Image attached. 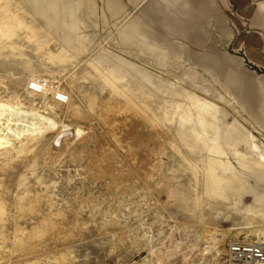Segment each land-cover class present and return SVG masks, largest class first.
I'll list each match as a JSON object with an SVG mask.
<instances>
[{
	"label": "rangeland",
	"instance_id": "rangeland-1",
	"mask_svg": "<svg viewBox=\"0 0 264 264\" xmlns=\"http://www.w3.org/2000/svg\"><path fill=\"white\" fill-rule=\"evenodd\" d=\"M54 1L58 22L77 21L71 45L25 0H0V264H242L232 246L264 251L254 4ZM235 127L247 144L230 141ZM220 162L259 203L209 193Z\"/></svg>",
	"mask_w": 264,
	"mask_h": 264
},
{
	"label": "bare ground",
	"instance_id": "bare-ground-1",
	"mask_svg": "<svg viewBox=\"0 0 264 264\" xmlns=\"http://www.w3.org/2000/svg\"><path fill=\"white\" fill-rule=\"evenodd\" d=\"M25 1L34 8L36 14L43 15V17H45L49 21L50 25L53 24V26H56V28H58L57 29L58 32L63 33V37H64L65 43H67L69 45H71L72 43H74L73 42V38H74L73 37L74 36L73 34H74L75 25H76V22H77L75 20V18H74L75 16H72V19H70L71 22L69 21L70 23H68V24H65V22H64L63 19H62L61 22H58L57 20H58L59 16L58 15H55L56 16V19H55V17H53L54 15L52 14V13L55 14V11H56V13L59 12L58 8L56 7V2L54 0H25ZM61 1H63V0H61ZM255 5H258V6H260L261 8L264 9V4H255ZM61 8H62V5H61ZM66 29L69 30L68 33L65 32ZM0 108L2 109V108H4V106L1 105ZM8 109H9V107H8ZM0 116H2V114H0ZM200 123H201V129H202V131L205 132V121L201 120ZM65 132H68V130H64L61 133H65ZM182 135H183V137L186 136L185 134H182ZM229 137H230V141H233V142H235V141L236 142H241V143L244 142L246 144L249 142L248 139L246 138V136L244 135V132L239 127H235L234 130H233V132L230 133V136ZM216 138L219 140L218 134L216 135ZM4 144H6V143L3 140L2 143H1V145H4ZM215 149H217V148H215ZM252 150L255 151V149H252ZM251 157H252V155H251ZM254 161H256V160H254ZM258 161H260L259 158H258ZM220 163H221L223 169L225 170L224 174L218 175L216 173L217 171H214L212 169H210V171L207 173L206 181H207V186H208L209 193L210 194H214L217 197H220V198H223V199H226V200H229V196H232L231 198H234L235 201H236V203H238V205L243 202V199H244V196L245 195L252 196L253 202L254 203L255 202L256 203H259L260 202V199L257 196V194H255V192L251 191L249 188H248L249 189L248 191H244V190L241 189L242 188L241 187L242 185L240 186V183L237 180V177L234 175L232 168L229 167V166H226L222 162H220ZM257 167L259 168V173L264 177V161L258 162L257 163ZM42 233H40V234H42Z\"/></svg>",
	"mask_w": 264,
	"mask_h": 264
},
{
	"label": "built area",
	"instance_id": "built-area-1",
	"mask_svg": "<svg viewBox=\"0 0 264 264\" xmlns=\"http://www.w3.org/2000/svg\"><path fill=\"white\" fill-rule=\"evenodd\" d=\"M253 4H264V0H250ZM48 90V83L45 81H33L30 83L29 91L34 95H43ZM53 101L57 104H66L68 98L61 90L53 93ZM231 255L234 260L242 264H264V251L258 246L234 245Z\"/></svg>",
	"mask_w": 264,
	"mask_h": 264
},
{
	"label": "crops",
	"instance_id": "crops-1",
	"mask_svg": "<svg viewBox=\"0 0 264 264\" xmlns=\"http://www.w3.org/2000/svg\"><path fill=\"white\" fill-rule=\"evenodd\" d=\"M229 2L232 5V7L235 8V10H237L241 13L242 11L247 10L246 6H247L249 1H247V0H229ZM250 11H251V14L254 16L253 18H255V20H256L255 21L256 24L257 25L259 24L260 28L263 29V31H264V9L261 8L260 6L254 4V8L250 9Z\"/></svg>",
	"mask_w": 264,
	"mask_h": 264
}]
</instances>
